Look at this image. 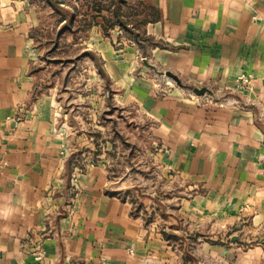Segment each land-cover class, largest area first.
I'll use <instances>...</instances> for the list:
<instances>
[{"label": "crops", "instance_id": "1", "mask_svg": "<svg viewBox=\"0 0 264 264\" xmlns=\"http://www.w3.org/2000/svg\"><path fill=\"white\" fill-rule=\"evenodd\" d=\"M145 1L159 10L144 27L165 45L154 49L158 64L213 94L175 88L161 97L145 69L143 79L132 74L133 50L118 54L96 37L105 76L118 65L117 83L164 133L162 166L192 190L181 216L196 227L246 217L245 230L261 243H201L189 258L106 193L103 169L69 168L53 98L30 101L35 20L22 1L0 0V264H264V0ZM241 75L250 81L239 89ZM74 173L77 194L67 208ZM39 248L45 254L36 261Z\"/></svg>", "mask_w": 264, "mask_h": 264}, {"label": "rangeland", "instance_id": "2", "mask_svg": "<svg viewBox=\"0 0 264 264\" xmlns=\"http://www.w3.org/2000/svg\"><path fill=\"white\" fill-rule=\"evenodd\" d=\"M14 1H22L35 20L28 44L29 73L34 83L30 101L44 95L53 98L54 128L63 141L61 153L67 155L76 173H83L88 166L103 169L108 179L106 193H114L137 208L144 225L175 235L169 243L178 251L183 249L189 258L201 243L242 248L261 243L245 230L246 217L232 224L208 222L196 227L181 216L179 208L192 197V190L174 171L162 166L164 133L156 130L155 120L117 83L118 65L111 64L105 76L107 61L95 49L94 41L97 37L98 42H108L118 54L133 50L137 66L132 74L143 79L145 69L157 85H162L157 89L161 97L175 88L193 95L194 88L207 86L188 84L161 67L154 49L165 45L155 39H130L118 26L106 34L97 24L85 27L78 11L81 0ZM137 2L127 0V6L122 7L130 19L138 12ZM208 89L211 93L207 94H213ZM76 182L74 173L65 188L67 208L74 204Z\"/></svg>", "mask_w": 264, "mask_h": 264}, {"label": "trees", "instance_id": "3", "mask_svg": "<svg viewBox=\"0 0 264 264\" xmlns=\"http://www.w3.org/2000/svg\"><path fill=\"white\" fill-rule=\"evenodd\" d=\"M137 1L138 12L132 13V19L129 18V14L122 10L123 6H127V0H81L78 11L81 13V20L87 28L97 24L102 28L103 34H106L109 29L118 26L130 39L138 41L142 37L143 40L152 41V38L145 34L144 27L147 23L155 22L160 18L159 10L145 0ZM76 15L77 13H75ZM71 17L75 21L74 15ZM140 30L142 31L140 32ZM67 165H70L69 162ZM108 195L115 196L116 194ZM138 212L137 208H132L130 213L132 216H138ZM162 235L167 240L176 239L175 235H170L165 231H162Z\"/></svg>", "mask_w": 264, "mask_h": 264}, {"label": "built area", "instance_id": "4", "mask_svg": "<svg viewBox=\"0 0 264 264\" xmlns=\"http://www.w3.org/2000/svg\"><path fill=\"white\" fill-rule=\"evenodd\" d=\"M250 81V76L248 75H241L238 77V82H237V88L242 89V88H246L249 84ZM44 250L43 249H37L34 252V258L36 261H41L44 257ZM111 264V263H109Z\"/></svg>", "mask_w": 264, "mask_h": 264}, {"label": "water", "instance_id": "5", "mask_svg": "<svg viewBox=\"0 0 264 264\" xmlns=\"http://www.w3.org/2000/svg\"><path fill=\"white\" fill-rule=\"evenodd\" d=\"M194 92L197 95H203L205 93H211V91L208 88H206V87L194 88Z\"/></svg>", "mask_w": 264, "mask_h": 264}]
</instances>
